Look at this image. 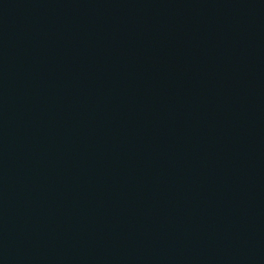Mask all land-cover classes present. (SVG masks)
I'll list each match as a JSON object with an SVG mask.
<instances>
[{"label": "water", "instance_id": "obj_1", "mask_svg": "<svg viewBox=\"0 0 264 264\" xmlns=\"http://www.w3.org/2000/svg\"><path fill=\"white\" fill-rule=\"evenodd\" d=\"M0 264H264V0H0Z\"/></svg>", "mask_w": 264, "mask_h": 264}]
</instances>
